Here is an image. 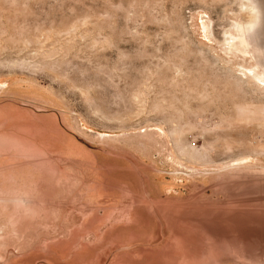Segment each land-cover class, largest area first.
<instances>
[{
    "label": "rangeland",
    "instance_id": "rangeland-1",
    "mask_svg": "<svg viewBox=\"0 0 264 264\" xmlns=\"http://www.w3.org/2000/svg\"><path fill=\"white\" fill-rule=\"evenodd\" d=\"M242 2L0 0V161L56 159L41 131L58 109L76 147L125 168L110 264H264V84L223 45Z\"/></svg>",
    "mask_w": 264,
    "mask_h": 264
},
{
    "label": "crops",
    "instance_id": "crops-1",
    "mask_svg": "<svg viewBox=\"0 0 264 264\" xmlns=\"http://www.w3.org/2000/svg\"><path fill=\"white\" fill-rule=\"evenodd\" d=\"M48 115L41 137L46 153L56 159L34 168L29 162L0 161V264H110L126 226L110 225L105 204L124 199L108 190L125 193V168L101 160L100 147L87 152L76 147L74 124L64 123L58 109ZM76 153L92 159L75 161ZM78 201L85 207L78 209ZM93 201L103 202L102 208H93ZM112 234H117L113 240Z\"/></svg>",
    "mask_w": 264,
    "mask_h": 264
},
{
    "label": "bare ground",
    "instance_id": "bare-ground-1",
    "mask_svg": "<svg viewBox=\"0 0 264 264\" xmlns=\"http://www.w3.org/2000/svg\"><path fill=\"white\" fill-rule=\"evenodd\" d=\"M242 1H243L242 5L244 8L242 11H244L246 14V17L242 18V21H244V23L240 24V22H239V26L237 27V31L232 32L230 34V37L227 38V42L223 43V45H224L227 53H230V54L235 55V56H238V55L250 56L254 60V66L252 68H251V66L250 67L245 66L246 71L243 72V75L248 76V77H249V75H251L254 79L259 80L261 82V84H264V66H263L262 62L260 61V52H259V48H258L259 45L257 43V40L259 37L254 39V34H252L253 28L255 27L256 11H255V8H254L251 0H242ZM262 2L264 3V0H262ZM260 38H261V35H260ZM244 109H246V108H243V110ZM138 136L139 135H137L134 138H137ZM144 136H142V138H144ZM138 139H140V138L138 137ZM152 139L150 140L151 142H152ZM131 140H133V139H131ZM148 140H149V138H148ZM134 141H136V139ZM119 142H121V141H119ZM138 142L140 143L141 141L139 140ZM143 142H145V140ZM154 143H156V141ZM149 144L151 145V143L149 142L147 144V146ZM130 146H131V144H130ZM133 147H135V146H133ZM154 148H156V146ZM159 149H160V146H159Z\"/></svg>",
    "mask_w": 264,
    "mask_h": 264
}]
</instances>
